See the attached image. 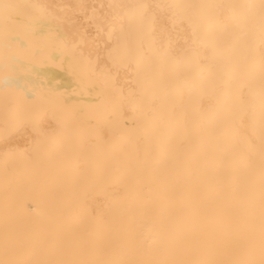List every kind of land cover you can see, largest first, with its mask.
Returning <instances> with one entry per match:
<instances>
[{"label":"bare ground","instance_id":"6f19581e","mask_svg":"<svg viewBox=\"0 0 264 264\" xmlns=\"http://www.w3.org/2000/svg\"><path fill=\"white\" fill-rule=\"evenodd\" d=\"M0 264H264V0H0Z\"/></svg>","mask_w":264,"mask_h":264}]
</instances>
